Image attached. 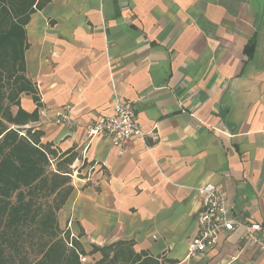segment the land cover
I'll return each mask as SVG.
<instances>
[{
    "label": "crops",
    "instance_id": "crops-1",
    "mask_svg": "<svg viewBox=\"0 0 264 264\" xmlns=\"http://www.w3.org/2000/svg\"><path fill=\"white\" fill-rule=\"evenodd\" d=\"M24 34L33 92L19 104L38 111L25 126L52 161L71 158L72 186L52 240L29 241L25 264H62L73 250L62 232L77 264H264L240 228L186 256L206 183H222L229 217L259 222L264 241V0H46ZM116 96L134 103L144 137L88 140L84 125ZM64 103L77 127L54 121Z\"/></svg>",
    "mask_w": 264,
    "mask_h": 264
},
{
    "label": "trees",
    "instance_id": "trees-1",
    "mask_svg": "<svg viewBox=\"0 0 264 264\" xmlns=\"http://www.w3.org/2000/svg\"><path fill=\"white\" fill-rule=\"evenodd\" d=\"M45 1L0 0V240L2 242L9 241L12 236L18 240L21 231L25 229H27L25 234H37L45 244L50 242L49 237L54 235L56 230L54 212L52 207L46 205L48 201L42 202V199L49 197L59 187L61 191L58 193L62 204L72 190V186L65 182H69V177L64 174L65 171L59 167L56 171L49 170L48 155L56 152L40 142V132L35 130L28 137L19 133L23 126L38 117L37 109L29 112L22 109L19 104L21 93L33 92L31 82L24 73V24L29 19L30 13ZM34 99L37 101L36 97ZM12 105H17L15 113L12 112ZM27 131L29 133V130ZM70 161L69 157L60 160L61 165ZM56 176L58 179L55 178ZM58 207L57 204L55 208ZM57 244L60 249V242H54L44 254L49 256ZM76 248L74 246V249ZM74 249L64 256L61 255L64 260L62 264H72L73 260L75 264L78 263V252ZM118 253L114 252L113 259ZM152 264L157 263L152 262Z\"/></svg>",
    "mask_w": 264,
    "mask_h": 264
},
{
    "label": "built area",
    "instance_id": "built-area-1",
    "mask_svg": "<svg viewBox=\"0 0 264 264\" xmlns=\"http://www.w3.org/2000/svg\"><path fill=\"white\" fill-rule=\"evenodd\" d=\"M72 105L64 103L60 110L55 112L54 121L58 124L77 127L79 124L71 119ZM86 138L102 135L109 138L111 144L121 147L129 139L143 138L145 132L137 122L135 105L132 101L116 96L108 113H102L95 121L84 125ZM77 174V169L72 175ZM199 200V209L196 215L197 232L187 246L186 256L204 254L211 249L221 231L242 229L241 239L244 244H257L264 248V241L258 236L262 229L259 222L234 220L229 217V204L225 187L222 183H206L195 188ZM81 261L85 260L78 254Z\"/></svg>",
    "mask_w": 264,
    "mask_h": 264
},
{
    "label": "rangeland",
    "instance_id": "rangeland-1",
    "mask_svg": "<svg viewBox=\"0 0 264 264\" xmlns=\"http://www.w3.org/2000/svg\"><path fill=\"white\" fill-rule=\"evenodd\" d=\"M3 70L7 72L5 68H3ZM20 130H22L19 132L20 135L26 136V137L30 136V134H32L35 131L34 127H31V126L30 127L23 126ZM27 130H29V133ZM48 156L50 158L49 170L56 171V169L59 167L60 169H63L62 171L67 172V170H65L66 167H62L65 165H61L60 161H57L56 163L52 161L53 157H55V154L49 153ZM55 178L58 179V176H56ZM65 182L66 184L68 183V181H65ZM60 191H61V188L57 187L49 197H47L46 199H42V202L48 201L46 202V205H48L49 207H52L51 209L54 213H56V211H58L64 204V203L60 204V194H59ZM57 204L59 205V207L56 209L55 206ZM22 228L24 227H21V229ZM25 230L21 231L20 238L18 240H16L14 236H12L9 241L2 242V240H0V264H19V263L25 264V262L28 259H30V256H31L30 253H32V251L30 250L31 246H30L29 241H32L33 239H36V238L38 240L40 238V235L25 234ZM28 230H32V229H28ZM58 239H61L63 243H65L68 247L72 249H74V246H76L74 242L75 238L71 237L70 235H65L64 232L61 233ZM49 240L51 241L52 237H49ZM54 242L57 243L58 240L56 239ZM56 250L57 249L54 247L53 252H55ZM74 250H76L77 252L79 251L77 249H74ZM48 259H49L48 261H50V258Z\"/></svg>",
    "mask_w": 264,
    "mask_h": 264
}]
</instances>
